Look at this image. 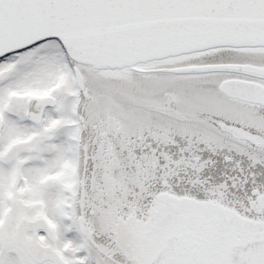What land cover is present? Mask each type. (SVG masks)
Segmentation results:
<instances>
[{
  "label": "snow or ice",
  "instance_id": "1",
  "mask_svg": "<svg viewBox=\"0 0 264 264\" xmlns=\"http://www.w3.org/2000/svg\"><path fill=\"white\" fill-rule=\"evenodd\" d=\"M0 264H264V0H0Z\"/></svg>",
  "mask_w": 264,
  "mask_h": 264
}]
</instances>
